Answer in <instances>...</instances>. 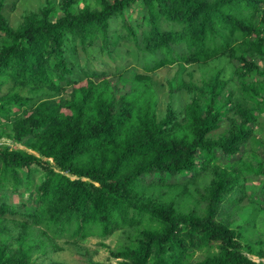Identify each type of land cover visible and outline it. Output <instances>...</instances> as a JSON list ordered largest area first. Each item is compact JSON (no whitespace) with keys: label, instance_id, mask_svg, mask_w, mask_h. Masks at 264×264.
I'll use <instances>...</instances> for the list:
<instances>
[{"label":"trees","instance_id":"16d2710c","mask_svg":"<svg viewBox=\"0 0 264 264\" xmlns=\"http://www.w3.org/2000/svg\"><path fill=\"white\" fill-rule=\"evenodd\" d=\"M93 3L77 8L75 0H61L57 18L52 19L55 7L47 5L13 28L1 13L0 0V30L5 32L0 43V139L24 143L37 152L0 142V192L17 186L20 169L38 165L43 178L35 186L37 205L27 210L32 223L72 237H107L125 226L136 228L134 236L129 229L128 242L110 250L121 264H264L245 252L264 257V239L243 242L242 228L219 218L224 201H234L233 193L244 187L242 175L262 176L264 191L263 159L257 157L254 163L243 157L241 167L217 162L218 150L233 156L253 141L254 127L264 114V66L258 60L264 59V0ZM134 11L138 14L132 19ZM114 19L121 30L112 33ZM121 39L136 46L131 50L156 56L154 65L144 72L133 68L129 77L124 75L127 67L117 68L112 75L122 86L110 81L109 72L98 70L85 71L89 81L79 85L68 43L73 50L80 41L83 50L112 55ZM222 56L239 62L234 79L241 96L227 89L231 79L223 77L220 68L199 83L181 80L176 88L190 92L189 101L181 110L169 102L166 113L158 114L159 93L150 71ZM10 79L13 87L2 93ZM167 82L172 93L173 82ZM128 83L130 88L124 90ZM67 86L69 96L57 99ZM18 87L28 88L29 95ZM220 94L225 100L218 104ZM224 119L227 127L214 135ZM202 170L214 173L200 193L203 211L187 205L182 209L177 198L194 193L188 185ZM186 172L195 177L187 179ZM173 177L177 181L172 183ZM168 184L178 188L176 194L165 198L156 193L166 191ZM193 189L201 192L195 183ZM3 195L0 220L9 210L20 211L16 204L2 201ZM32 223L23 222L17 248L0 238V264H34L27 240ZM3 232L0 223V235ZM204 249L208 253L203 258L193 259Z\"/></svg>","mask_w":264,"mask_h":264},{"label":"rangeland","instance_id":"374dc122","mask_svg":"<svg viewBox=\"0 0 264 264\" xmlns=\"http://www.w3.org/2000/svg\"><path fill=\"white\" fill-rule=\"evenodd\" d=\"M86 2L92 4L93 2L96 3V0H75V6L77 8H83ZM60 3L61 0H4L1 13L9 26L17 28L24 23L28 15L40 14L47 5L55 7L52 19L57 18V16L62 14ZM137 14L138 12L134 11L132 19H135ZM112 22V33L114 29L121 30V24L118 20L114 19ZM163 24L168 27H179L178 24L175 23L170 25L165 22ZM4 36L5 32L0 30V43H2L1 41ZM68 47V57L74 66L73 75L81 81L79 85L89 81L85 77V71L98 70L109 72L110 81H116L122 86V82L118 77L112 75V72L116 71L117 68L122 69L124 66L127 67L125 70L124 68L122 70H124V75L129 77L131 76V70H133V68H137L139 72H144L147 65H154L156 59V56L147 54L145 51L139 49L136 51L131 50L137 48L135 45L130 47L129 42L125 39L119 40L113 47L114 52L112 55L106 51L103 53L99 52L95 48L83 50L80 41L76 43V50H73L71 43H68ZM258 60L261 66H264V59L259 57ZM238 63L236 59L222 56L217 59H212L207 63L178 61L168 64V66L159 67V69L155 68V71H150L149 74H155V87L159 93L158 114L162 116L166 113V107L169 102H172L175 108L181 110L189 101L190 92L176 88L181 80L199 83L203 78L208 77L220 68H223L222 76L231 79L227 83V89L229 86L230 89L234 90L236 97L241 96L242 91L236 79H234V69ZM253 77L259 79L263 78L258 74H254ZM168 80L173 82L175 88L172 93L169 91L170 87L167 82ZM12 84L13 81L11 79L6 81L1 92L4 93L9 87H13ZM123 88L124 90H128L130 88L129 83L124 85ZM18 89L24 94L29 95L30 93L28 88L18 87ZM70 91L71 87L67 86L60 94L56 95V98L59 99L61 96L67 97ZM223 100H225V97L223 94H220L217 103L221 104ZM247 104L250 107H254V103L249 100ZM229 105L231 106V103H229ZM65 110L69 111L67 109ZM29 113L30 110L24 111L26 115ZM228 115L232 116L233 111L231 110ZM262 115L264 114L262 113ZM261 116H259L260 122L254 127L256 135L252 142L243 145L241 150L233 156H228L221 150L217 151V162L219 165L225 166L227 164H234L241 167L243 157L251 158L254 163H257V157H260L264 162V117ZM227 125L228 122L224 119L221 126L218 127L213 134H219ZM2 141H6V143L10 141V144L14 147L36 152L24 143H12L11 140L6 137L1 138L0 142ZM20 172V181L17 186L13 187L12 185H8L0 192V195L4 193L2 201L10 204L14 203L20 208L19 213H11L9 210L5 213V217L0 220V223L4 227V232L0 235V238L7 240V243L13 248H17L19 245V235L24 234L22 232V230H24L23 222L28 221L32 223L31 219H29L30 216L27 210L37 205L35 202V186L43 178V170L36 164H33L31 169H20ZM198 173L199 174L196 176L197 181L192 184L189 183L188 185L191 193L194 192L195 195H193L194 193L192 195L187 193V196L177 198V202L182 209L187 205V209H196L198 212L203 211L204 202L199 201L200 193L204 192V186L210 181L211 177L214 176V173L212 170H202ZM191 174V172H186L184 175L187 176V179L195 177L194 175L190 176ZM251 176L250 178L247 176L246 179L244 175H242L244 187L238 188L233 193V198H235L234 201H224L219 212V218H226V221L228 220L236 229L241 230L242 228L243 242L258 238L264 239V191L262 190V184L260 182L263 177L259 176V174H253ZM181 180L183 181V179ZM176 181L174 177L171 179L172 183ZM194 183L197 187L201 188V192L198 193L193 189ZM160 189H157L156 193L160 191L165 198H167V195L171 196V194H176L178 191V188L175 186H171L170 189V184H168V189L166 191H161ZM248 218L252 219L251 223H247ZM144 225H147V223L145 222ZM129 229H131L130 234L134 236L137 229L131 226H125L107 237H103L99 234H92L87 237H72L67 233H55L43 223L33 224L27 234V240L32 243L31 262L34 264H91L90 260H92L98 262V264H121L118 258L110 254V250L118 248L121 244L129 241ZM101 242H104L106 245H102ZM213 249L216 250V248H212V250ZM245 252L256 261H264V257L262 256L247 250H245ZM207 253V249L198 250L195 252L193 259L203 258Z\"/></svg>","mask_w":264,"mask_h":264}]
</instances>
